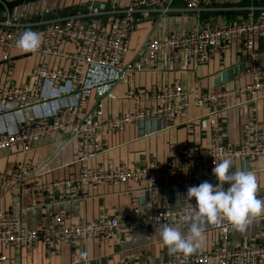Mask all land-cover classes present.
<instances>
[{
  "label": "built area",
  "instance_id": "2783aa9c",
  "mask_svg": "<svg viewBox=\"0 0 264 264\" xmlns=\"http://www.w3.org/2000/svg\"><path fill=\"white\" fill-rule=\"evenodd\" d=\"M88 7L73 13L61 14L35 20L14 19L11 6L28 3L29 0H0V53L1 60L8 64L12 51L23 55L38 56L39 65L32 69L28 82L0 86V151L28 152L33 141L53 138L63 133L67 141H79L80 161L95 157L102 151V139L106 133H122L129 125L149 120L179 119L190 106L205 108L202 126L217 122L221 111L224 91L205 92L190 100L180 86H163L156 98L163 101L154 107L136 105L131 111L103 119L85 114V106L91 92L103 85H116L119 81L132 84L135 75L142 71H154L157 59L164 53H181L187 59L204 63L218 51H225L233 41H241L250 57H254V38L264 35V6L246 8L245 18L238 23L223 26H197L192 31L175 30L160 38L148 39L143 45V55L136 61H126L130 49V34L136 17L147 18L152 14L165 15L172 11L169 0H129L125 5L100 6L97 0H86ZM215 0H186L184 12L199 13ZM38 33L39 48L23 52L16 41L24 31ZM70 44L71 49H65ZM46 57L60 58L68 66L50 67L42 60ZM99 72H113V76L98 78ZM249 82L240 91L253 100L264 97V60L253 61L248 68ZM136 100L140 97L136 95ZM240 145L211 142L206 148H191L180 158L172 157L158 164L151 159L137 168L116 165L93 170L83 169L75 178L60 179L41 188L63 187L69 196L82 199L88 187L105 183L124 184L129 181L144 183L150 195L161 177H168L182 188H189L202 180L206 169H213L221 159L232 160L230 171H240L235 163L253 161L264 157V126L256 121L243 127ZM233 168V169H232ZM31 170L29 164H16L9 174L0 171V189L15 183L21 174ZM225 189L228 187L224 185ZM39 190V187H20L24 190ZM264 200V187L257 192ZM17 200L18 198L15 197ZM194 201L182 205H158L148 197L136 199L129 207V215L99 216L92 220H79L66 225L61 214L49 218V225L34 229L24 228L20 218L10 212L0 211V264L6 260L2 248L24 249L30 254L38 247L53 254L61 243L76 244L91 238L107 240L137 226L174 225L189 215ZM218 231V239L210 252H167L163 257L146 256L137 262L123 264H261L264 262V221L256 245L243 247L235 243L228 246L226 223L211 224ZM80 261L74 257L72 264Z\"/></svg>",
  "mask_w": 264,
  "mask_h": 264
},
{
  "label": "crops",
  "instance_id": "0c3cea01",
  "mask_svg": "<svg viewBox=\"0 0 264 264\" xmlns=\"http://www.w3.org/2000/svg\"><path fill=\"white\" fill-rule=\"evenodd\" d=\"M97 1L100 6L108 7L113 3L125 5L129 0ZM185 3L186 0H169L171 12L152 14L147 18L136 17L127 59H140L148 39L160 38L175 30L192 31L197 26L217 27L238 23L245 18L246 8L264 6V0H215L202 7L199 13H193L182 11ZM26 5L28 9L25 12ZM87 7L86 0H29L28 3H14L11 14L14 17L19 8L18 18L35 20ZM65 49H71V45H65ZM253 53L254 57H250L239 40L231 42L225 51H218L204 63L187 59L181 53H164L158 57L154 71L137 73L132 84L119 81L114 86L106 84L94 89L85 106V114L99 119L131 111L138 104L142 107L161 105L163 101L156 95L161 87L167 85L180 86L190 100L205 92L224 91L225 96L214 124L202 126L201 119L206 109L190 106L179 119L149 120L131 124L122 133H106L102 139V151L85 161L79 160V141H67L63 133L33 141L31 149L25 153L0 151V171L4 174L11 173L16 164L31 166V170L21 174L15 183L0 189V211L18 216L22 227L34 229L48 226L49 218L54 214L63 215L66 225L99 216L123 217L129 215V207L136 199L143 201L150 197L158 205L175 206L188 202L185 199L188 188L180 187L168 177H161L150 195L144 190V183L133 181L119 185L99 183L88 187L87 195L82 199L70 197L69 191L63 187L50 189L41 186L60 179L75 178L83 169L116 165L134 169L151 159L162 164L172 157L180 158L191 148H206L211 142L240 145L246 123L256 121L264 126V97L253 100L240 91L249 82L247 71L251 63L264 60V35L254 38ZM42 62L50 67L68 66L60 58L46 57ZM35 65H39L38 56L12 51L9 63L5 64L0 53V86L28 82ZM99 76L107 78L112 74L99 72ZM136 95L140 100L135 99ZM235 166L254 172L258 190L264 187V157L250 162H236ZM205 181L214 186L217 183L211 169H206L202 180L193 186ZM27 186L39 187V190L20 192V187ZM191 201L195 202L194 198ZM263 221L264 214L248 225L244 232L231 228L228 246L235 243L243 247L256 245ZM159 226H137L107 240L91 238L76 244L63 242L53 254L47 253L43 247L30 254L24 249L2 248L7 257L3 264H72L74 257L80 259L76 264H123L137 262L146 256L161 258L169 251L159 240ZM172 226L182 233L188 231V222L183 217ZM200 226L204 229L203 240L194 253L210 252L217 242L218 231L203 219ZM82 252H87L86 258L81 257Z\"/></svg>",
  "mask_w": 264,
  "mask_h": 264
},
{
  "label": "clouds",
  "instance_id": "9594fccd",
  "mask_svg": "<svg viewBox=\"0 0 264 264\" xmlns=\"http://www.w3.org/2000/svg\"><path fill=\"white\" fill-rule=\"evenodd\" d=\"M41 43L38 33L24 31L16 41V47L23 52L36 51ZM212 169L215 186L208 181L187 189L185 199L193 198L192 210L183 217L188 222V231L182 233L177 227L167 224L159 226V240L169 253H182L184 256L193 254L203 240L204 229L200 221L210 224L226 223L232 229L244 232L246 227L264 214V200L257 198L258 182L252 171L240 170L232 172V160L223 158L215 163ZM228 187L225 189L224 185ZM81 257L86 258L87 252Z\"/></svg>",
  "mask_w": 264,
  "mask_h": 264
},
{
  "label": "water",
  "instance_id": "95a60500",
  "mask_svg": "<svg viewBox=\"0 0 264 264\" xmlns=\"http://www.w3.org/2000/svg\"><path fill=\"white\" fill-rule=\"evenodd\" d=\"M28 9V5H26V8H25V12H26V10ZM19 8L17 9V11H16V13H15V16L13 17L14 19H17L18 18V15H19ZM0 16H4V12H2L1 14H0ZM22 20H25L24 19V17H22ZM146 20V19H145ZM105 73H108V72H105ZM111 74H112V76H113V72H111ZM103 78H105V77H103Z\"/></svg>",
  "mask_w": 264,
  "mask_h": 264
},
{
  "label": "rangeland",
  "instance_id": "374dc122",
  "mask_svg": "<svg viewBox=\"0 0 264 264\" xmlns=\"http://www.w3.org/2000/svg\"><path fill=\"white\" fill-rule=\"evenodd\" d=\"M133 27H134V25H133ZM125 60H126V61H129V60L127 59V56H126Z\"/></svg>",
  "mask_w": 264,
  "mask_h": 264
}]
</instances>
